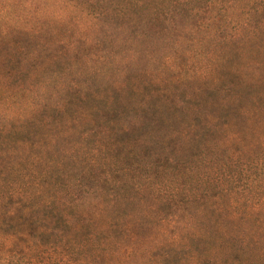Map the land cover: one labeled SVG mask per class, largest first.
<instances>
[{
	"label": "rangeland",
	"instance_id": "obj_1",
	"mask_svg": "<svg viewBox=\"0 0 264 264\" xmlns=\"http://www.w3.org/2000/svg\"><path fill=\"white\" fill-rule=\"evenodd\" d=\"M197 1L0 0L2 264H264V0Z\"/></svg>",
	"mask_w": 264,
	"mask_h": 264
},
{
	"label": "trees",
	"instance_id": "obj_2",
	"mask_svg": "<svg viewBox=\"0 0 264 264\" xmlns=\"http://www.w3.org/2000/svg\"><path fill=\"white\" fill-rule=\"evenodd\" d=\"M166 2V5L164 6V8H169V7H171V5L173 4V2L172 1H174V4L176 3V6L178 7V0H161V3L162 2ZM257 1V0H256ZM259 2H261V0H258V3ZM186 3L187 4H189V5H191V8H190V10H192V9H195V8H200L201 6H200V2L199 1H197V0H186ZM175 5H173V7H176ZM187 10V9H186ZM62 222V223H61ZM60 225H62L64 228L66 227V225H65V221H60V223H59ZM28 225H30V226H32L33 225V223H30V224H28ZM34 226V225H33ZM54 233V232H53ZM6 235L7 236H11V233L9 234V233H6ZM33 235H34V233H30V238L32 237L33 238ZM38 235V234H37ZM38 236H40V235H38ZM24 241H26V240H24ZM52 242V241H51ZM50 241H48L45 245H42V246H50V245H55L56 244V241H53L52 243H51ZM8 253H11V251H9V250H5L3 253H0V264H2L1 262H2V258H3V255H5V254H8ZM10 255H12V253L10 254ZM11 262V261H10Z\"/></svg>",
	"mask_w": 264,
	"mask_h": 264
}]
</instances>
